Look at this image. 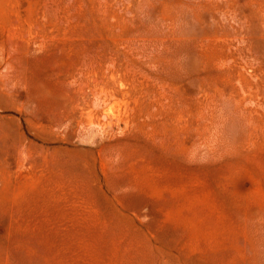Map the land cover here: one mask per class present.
<instances>
[{
  "label": "rangeland",
  "instance_id": "obj_1",
  "mask_svg": "<svg viewBox=\"0 0 264 264\" xmlns=\"http://www.w3.org/2000/svg\"><path fill=\"white\" fill-rule=\"evenodd\" d=\"M0 264H264V0H0Z\"/></svg>",
  "mask_w": 264,
  "mask_h": 264
}]
</instances>
